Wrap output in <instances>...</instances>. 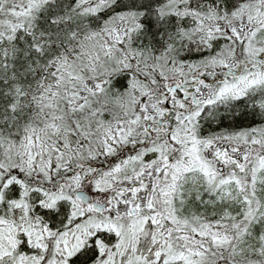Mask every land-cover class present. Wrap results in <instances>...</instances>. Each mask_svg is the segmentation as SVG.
Listing matches in <instances>:
<instances>
[{
    "label": "snow or ice",
    "instance_id": "snow-or-ice-1",
    "mask_svg": "<svg viewBox=\"0 0 264 264\" xmlns=\"http://www.w3.org/2000/svg\"><path fill=\"white\" fill-rule=\"evenodd\" d=\"M0 264H264V0H0Z\"/></svg>",
    "mask_w": 264,
    "mask_h": 264
}]
</instances>
